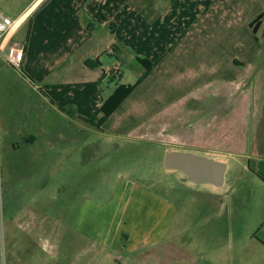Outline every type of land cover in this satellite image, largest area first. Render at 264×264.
<instances>
[{"label":"crops","instance_id":"crops-1","mask_svg":"<svg viewBox=\"0 0 264 264\" xmlns=\"http://www.w3.org/2000/svg\"><path fill=\"white\" fill-rule=\"evenodd\" d=\"M229 3L228 0H32L14 17L3 12L16 22V27L0 40V199L12 197L16 185L30 182L46 168L48 175L57 168L64 176L59 186L64 191L71 188L65 177L68 172L76 175L74 183L85 175V187L91 192L73 198L82 201L76 224L80 228L75 235L63 230L58 237L65 240L69 234L75 237L76 244L85 242L94 251L101 248L105 254L122 245L116 246L115 235L108 226L98 227V216L93 213L98 199L93 191H99L98 170L93 179V163L97 165L101 144L124 151L125 143L145 139L157 129L162 132L160 141L169 135L174 142L191 143L200 150L196 155L225 163L218 157L232 152L212 146L234 137L232 124L240 123L244 130L247 128L254 102V76L248 67L242 66L234 70L228 81L211 83L209 71L190 74L184 73V68L193 69L185 58L194 61L211 45H219L217 56L225 57V53H220L225 37L215 39L212 28L217 23L223 24L227 9L231 8ZM253 7L256 12L261 11L258 5ZM262 27L260 30H264ZM12 48L24 49L20 68L7 62ZM139 59L156 66L147 74ZM232 62L235 67L243 65L239 59ZM134 63L139 65L136 82L123 83L126 71ZM142 77L144 80L137 84ZM112 80H118L119 84L114 86ZM133 85H137L135 90L100 127L77 118L96 116L94 122L98 123L103 117L100 109L116 90ZM228 95L234 98V103L225 102ZM60 109L77 116L71 118ZM253 150L257 151L255 143ZM82 166L88 169L83 171ZM110 170L109 173H115L114 166ZM126 179L108 187L113 192L106 198L108 206L125 202L124 214L132 206L130 200H140L147 193ZM184 186L200 187L192 182ZM223 187L231 190L232 184L225 182ZM155 201L164 199L159 196ZM255 205L257 212L251 218L252 226L250 223L243 226L241 211L250 208L241 199L203 204L207 213L203 221L223 220L224 248L231 251L228 262L226 259L223 264H264V200ZM168 208L169 212L156 217L154 227L147 231L155 243L175 222L199 216H185V207L180 202L171 201ZM31 216L37 221L34 213ZM237 216L240 227L234 230L233 223H227L226 218ZM167 222L169 229L167 225L164 227ZM43 228L40 226L28 235V245L23 249L27 255L24 264H56L53 260L66 256L67 247H59L54 253L41 245V240L36 241L41 238ZM17 253L18 248L9 246V251L1 255L0 249V264H18ZM185 253L191 256L190 264H200L199 256ZM176 263L179 262H171Z\"/></svg>","mask_w":264,"mask_h":264},{"label":"rangeland","instance_id":"rangeland-1","mask_svg":"<svg viewBox=\"0 0 264 264\" xmlns=\"http://www.w3.org/2000/svg\"><path fill=\"white\" fill-rule=\"evenodd\" d=\"M31 1L0 0V9L14 17ZM228 1L231 8L227 9L228 13L226 18L224 17L223 24L219 26L217 23V26L212 28V32L215 30V39L220 36L225 37L222 43L225 45L220 47V53H225L226 61L222 56V58L217 56L219 45H211L202 57L195 58L194 61L185 58V63L192 64L193 69L186 67L184 73L190 72L191 74L195 71L197 74L207 70L211 76V83H220V79L222 82L228 81L234 76V70L236 68L240 70L243 66L248 67L249 73L254 76L252 86L254 102L250 107L247 128L244 130L240 123L232 124L230 129L234 137L231 140L214 142L212 146L215 149L232 152L223 158L218 157L228 164L225 182L232 184V189L225 190V187L215 188L212 185L186 189L184 185L191 181L179 171L164 168V156L166 152L173 150L187 149L182 152L193 154L200 150L191 143L187 144L188 142L185 144L181 141L174 142L169 135L164 141H160L162 132L153 129L145 136V139L125 143L124 151L118 152L113 149L112 145L101 144L97 165L93 163L94 172L98 170L97 182L99 183V191H93L98 198L93 206V213L98 216L97 225L99 228L108 226V230L115 235L116 246L121 243L122 248L120 246L113 252L109 250L104 254L101 248L94 251L85 242L76 244L75 237L69 234L65 240L58 237L63 230L72 232L74 235L77 233L80 227L76 224L82 211V201L73 198H79L78 195L91 192V190L85 187L86 183L83 181L86 180L85 175H83V180L78 178L79 180L74 183L72 180H75L76 175L70 172L65 175L69 180L70 190H59L60 184H63L60 179L64 176L62 177L57 172V168H54V173L48 175L49 169L46 168L30 182L16 185L12 197L3 196L0 199L1 255L9 251V246L18 248L16 256L18 264H24L27 255L23 249L28 245V235L43 226L41 238L36 241L41 240V245L48 246L54 253L59 251V247L65 246L69 249L65 251L67 253L65 257L58 256L56 260H53L52 263L56 264H154L155 262L171 264L173 260L179 262L176 264H190L191 256L186 255V251L199 256L200 264H223L226 259L228 262L231 251L228 247L224 248V224L221 223L223 220L213 218L207 222L203 221L207 213L202 206L212 200L241 199L250 208L248 211L245 208L242 209L241 223L243 226L247 223L252 226L254 222L252 219L257 212L255 204L264 200V30H259L257 34H254L253 30L251 32L249 29L252 21L257 18L256 16L264 14V0ZM256 5L259 6L260 12H256V8L253 7ZM233 59H239L243 65L235 67ZM252 59L254 62H250ZM138 67V63H134L133 67L126 71L123 83L134 84L136 82ZM112 81L114 86L119 84L118 80ZM172 98H174V93ZM234 101V98L232 99L229 95L225 99V102L229 103H234ZM168 131L169 129L166 132ZM254 143L257 147L255 153L254 150L252 151ZM205 154L208 153L205 152ZM106 164L109 165L108 168ZM113 166L114 174L109 173L113 170H110ZM82 169L85 171L88 167L82 166ZM121 170L125 173H120ZM106 171H108L107 174ZM96 174L95 172L93 179L96 178ZM124 177L132 183H137L147 192L146 195L139 197L140 200H130L132 206L129 207L127 214L123 213L125 202L108 206V200H106L107 196L113 192L107 188L112 187L113 184L116 186L117 182ZM60 192H62L61 195L66 192L67 194L61 197ZM193 195H196V198ZM159 196L164 201H155V198ZM193 199L195 200L192 201ZM171 201L180 202V206L185 207V216L196 214L199 216L195 219L184 218L180 222H175L170 229L169 222L164 223V227L167 225L166 229L169 230L164 231V235L158 238L160 241L155 243L148 237L147 231L154 227L156 217L169 212L168 207ZM32 213L34 217H38L37 221L32 218ZM238 221H240L238 216L231 220L226 218L227 223H233L234 230H239ZM64 242L67 244L65 245ZM12 243H14L13 246Z\"/></svg>","mask_w":264,"mask_h":264},{"label":"water","instance_id":"water-1","mask_svg":"<svg viewBox=\"0 0 264 264\" xmlns=\"http://www.w3.org/2000/svg\"><path fill=\"white\" fill-rule=\"evenodd\" d=\"M264 14L259 15L250 27L254 34L258 33L261 19ZM164 168L183 173L193 184L197 186L212 185L222 188L225 184L228 165L208 158L188 152L170 151L164 156Z\"/></svg>","mask_w":264,"mask_h":264},{"label":"trees","instance_id":"trees-1","mask_svg":"<svg viewBox=\"0 0 264 264\" xmlns=\"http://www.w3.org/2000/svg\"><path fill=\"white\" fill-rule=\"evenodd\" d=\"M139 62L146 68L147 70V74L149 72H151L155 66L156 63H152L149 60H145V59H139ZM145 77H142L137 84H140ZM137 85H133V86H120L115 94L113 95V97L107 101L104 106L100 109V113L103 115V117L98 121V123H95L94 120L96 118V116L90 117L88 119H84L81 117H77L78 119L84 120L85 122L91 123L97 127H100L105 120L126 100V98L135 90ZM63 113L67 114L69 117L73 118L76 117L77 115H75L73 112L68 111V110H63L60 109ZM136 147V146H135ZM136 149H134L135 151Z\"/></svg>","mask_w":264,"mask_h":264},{"label":"built area","instance_id":"built-area-1","mask_svg":"<svg viewBox=\"0 0 264 264\" xmlns=\"http://www.w3.org/2000/svg\"><path fill=\"white\" fill-rule=\"evenodd\" d=\"M16 27V22L6 16L0 9V40L7 37ZM24 57V49L12 48L7 56V62L14 68H20ZM116 71V70H115ZM115 73V72H114Z\"/></svg>","mask_w":264,"mask_h":264},{"label":"flooded vegetation","instance_id":"flooded-vegetation-1","mask_svg":"<svg viewBox=\"0 0 264 264\" xmlns=\"http://www.w3.org/2000/svg\"><path fill=\"white\" fill-rule=\"evenodd\" d=\"M260 22V28H259V30L262 28V26H264L263 24H264V17L261 19V21H259ZM253 30V29H252ZM258 30V31H259Z\"/></svg>","mask_w":264,"mask_h":264}]
</instances>
